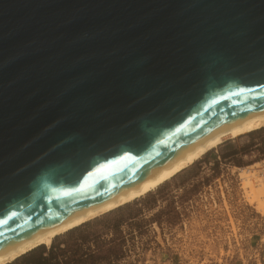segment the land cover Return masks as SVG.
I'll return each mask as SVG.
<instances>
[{"label": "water", "instance_id": "obj_1", "mask_svg": "<svg viewBox=\"0 0 264 264\" xmlns=\"http://www.w3.org/2000/svg\"><path fill=\"white\" fill-rule=\"evenodd\" d=\"M264 111V0H0V250Z\"/></svg>", "mask_w": 264, "mask_h": 264}, {"label": "rangeland", "instance_id": "obj_2", "mask_svg": "<svg viewBox=\"0 0 264 264\" xmlns=\"http://www.w3.org/2000/svg\"><path fill=\"white\" fill-rule=\"evenodd\" d=\"M253 164L264 176V127L56 238L69 248L85 239L79 264H264V213L245 196L237 169Z\"/></svg>", "mask_w": 264, "mask_h": 264}, {"label": "bare ground", "instance_id": "obj_3", "mask_svg": "<svg viewBox=\"0 0 264 264\" xmlns=\"http://www.w3.org/2000/svg\"><path fill=\"white\" fill-rule=\"evenodd\" d=\"M263 127L264 111H261L221 128L168 159L127 190L1 249L0 264H8L41 245L49 246L58 235L145 196L193 165L206 153L219 147L225 141ZM254 168L253 164L237 169L242 180V186L245 189V196L251 203L256 204L258 211L264 213V176L260 175L261 173L259 174Z\"/></svg>", "mask_w": 264, "mask_h": 264}, {"label": "trees", "instance_id": "obj_4", "mask_svg": "<svg viewBox=\"0 0 264 264\" xmlns=\"http://www.w3.org/2000/svg\"><path fill=\"white\" fill-rule=\"evenodd\" d=\"M59 238H55L50 246L41 245L24 255L16 258L11 264H79L83 261V255L86 254L82 250V246L85 243V239L77 240L75 248H69L66 244L62 247ZM71 252L72 258L67 257V254Z\"/></svg>", "mask_w": 264, "mask_h": 264}]
</instances>
